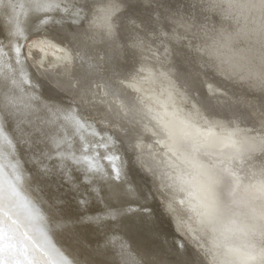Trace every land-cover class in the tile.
I'll use <instances>...</instances> for the list:
<instances>
[{
  "label": "bare ground",
  "instance_id": "bare-ground-1",
  "mask_svg": "<svg viewBox=\"0 0 264 264\" xmlns=\"http://www.w3.org/2000/svg\"><path fill=\"white\" fill-rule=\"evenodd\" d=\"M105 13L110 31L104 27ZM139 19L149 30L144 40L134 35ZM207 24L195 0H134L127 5L123 0H0V222L6 237L12 229L13 255L38 264L83 261L88 250L69 240L79 228L89 240H102L105 256L120 264H140L135 248L144 258L155 255L167 264H205L204 256L178 227V219L184 228L182 218L194 216V198L205 181L204 173L215 182L205 184L206 188H219L211 192L217 199L206 197L216 205L220 197H232L242 179L264 169V89L214 59L204 38ZM49 29L62 35H41ZM33 36L67 49L70 61L55 69L36 66L39 53L30 52L28 57L24 50ZM90 59L115 73L105 81L102 95L101 89H94L95 65ZM158 59L160 73L156 80H147L149 70L141 68L157 69ZM130 79L138 80L142 89L158 85L159 80L171 84L168 92L178 110L175 116L183 124L180 134L199 164L190 159V164L177 160L174 166L157 162L154 154L163 148L166 131L160 117L122 87ZM208 82L214 83L213 92L208 91ZM113 94L125 108L126 118L111 101ZM94 97H100V104L91 103ZM237 115H244L247 124L234 125ZM111 116L118 119V129L104 124L112 121ZM226 129H235L246 144L243 148L228 140L224 148L230 147L231 155L227 158L220 151L210 152V135ZM135 133L139 142L127 146ZM242 153L245 156L240 157ZM205 162L221 170H202ZM172 166L185 175L175 172L173 176ZM187 167L191 168L185 171ZM65 179L79 184L76 196L96 212L97 218L87 227L60 214L63 200L57 186ZM132 186L140 189L139 198L116 201L135 233L131 244H126L113 235L120 231L119 223L101 210L112 202L114 192L135 191ZM96 195L102 198L96 200ZM197 235L204 245L205 237ZM4 259H12L8 241Z\"/></svg>",
  "mask_w": 264,
  "mask_h": 264
},
{
  "label": "clouds",
  "instance_id": "clouds-1",
  "mask_svg": "<svg viewBox=\"0 0 264 264\" xmlns=\"http://www.w3.org/2000/svg\"><path fill=\"white\" fill-rule=\"evenodd\" d=\"M195 3L208 21L204 38L214 59L264 89V0ZM194 221L205 237V264H264V169L242 179L211 218L194 213Z\"/></svg>",
  "mask_w": 264,
  "mask_h": 264
},
{
  "label": "rangeland",
  "instance_id": "rangeland-1",
  "mask_svg": "<svg viewBox=\"0 0 264 264\" xmlns=\"http://www.w3.org/2000/svg\"><path fill=\"white\" fill-rule=\"evenodd\" d=\"M52 31H54V32L52 33ZM55 31H56L55 29H49V30L42 32L41 35L44 36L43 34H46V33L47 34L50 33V35L54 34L55 36L58 35L57 37H60L59 34L62 35V33H59L58 31H57L58 33L56 32L57 33L56 34ZM148 31L149 30L145 26L144 20L139 19L137 22V26H135V32H134L135 37L138 39L144 40V38L149 37L148 36L149 33H147ZM42 36L41 37H38V36L30 37L26 41L27 43L25 42V44H24V50H25L26 56H28V57L32 56V55H30V52H35V53L38 52L39 53L38 54L39 57H37L38 59L36 60V66H38L39 68L43 67V68H48V69H50V68L55 69L57 66L63 65L65 63H67V61H70L71 57H70V53L67 49L59 47L55 43L51 42L47 38H43ZM27 45H28V47H27ZM155 53H156V51H155ZM152 54H154V53H152ZM48 57H50V58H48ZM75 58H77V59L79 58V53H75ZM148 58L154 60L156 57L155 58L148 57ZM78 61H79V59H78ZM89 61L92 64L94 63V65H95V68H94L95 70H94V73L92 75L94 80H95L94 89H97V88L99 90L101 89L100 95H102V94H104L103 90L106 87L105 81L108 80L115 73L108 72V68H107L106 64L105 65L101 64V63H99L100 61L95 62V61H92L91 59ZM156 64L158 65L157 69H152V68L147 69L146 67L141 68V71H143V72H146L149 70L148 71L149 73H147V75H146L147 80H149V79L150 80H156L158 74L160 73V70H161L160 67H162V65H161L162 63L158 59L156 61ZM112 73H113V75H112ZM168 76L172 77L171 75H168ZM146 77H144V79ZM160 77H162V76H160ZM163 77H165V76H163ZM166 78H167V76H166ZM167 80H169V79L167 78ZM137 81H134L132 79L127 80V81L123 82L122 87L127 88V90H130L131 92H133L139 98V100H141L145 104V106L147 108H149L158 118L160 117L159 118L160 124L162 125V127L165 128V131H166V138L162 142L163 148H158L159 151L157 150L154 154L157 162H159V163H163V162L164 163L165 162L171 163L174 166V164L177 160H179V162L185 161L186 164H190V160H194V164H197V163L199 164L200 161L197 162L196 156L195 155L193 156L190 153V148H188V140H186L184 135L180 134L181 133L180 126L182 127L183 124H182V121L176 117L178 115V110L175 108L174 102L172 101L170 93L168 92L169 88H170V86H169L170 83H168V82L166 83V81L161 82V80H159L160 83L157 82L158 85H148V86L143 87V89H142L141 85H139L137 83ZM141 81H142V79H141ZM169 82H170V80H169ZM212 84H214V83L208 82V85H207L209 87L208 91L213 92L214 86ZM211 88H212V90H211ZM147 90H149V92ZM98 96L99 95L97 94V97ZM97 97H94L91 100L92 104H94V105L100 104V99H99L100 97L99 98H97ZM102 98H104V96ZM110 98H111V101H113L118 106V108L120 110L119 111L120 115L122 117L126 118L127 114H126L125 108L122 107V103H121L120 99L118 97H116L115 94L110 95ZM167 105H169V106H167ZM170 106H172V109L168 108ZM248 107H249V105H248ZM107 113H108V115H112L109 110ZM94 118H95V120L97 119L96 120L97 123H102L100 116L94 115ZM235 118H236V120L234 119V122H233L234 125L241 126V125H244L245 123L247 124V122L244 120V119H246V117H244V115H240L239 117L237 115ZM111 120L112 121L109 124H107L105 122H104V124H106V126L109 125L110 128L118 129L117 124H116V121L119 122L118 119L115 120L111 116ZM108 121H110V120H108ZM111 123H113L114 125H111ZM94 124H96V123L94 122ZM253 129H254L253 132H255V133L258 131V129H255V128H252L251 130H253ZM211 137H213V138H211ZM210 138L212 139V142L210 143V147H211L210 152L215 153L214 151H216V150L220 151V152H222V156L225 158H227L231 155L229 153L231 151V148L230 147L226 148V149L224 148V145L226 144V142L228 140H230V142L233 144L239 143L241 146H243V148L246 145L245 142H242L241 139H238V136H237L235 129H233V130L226 129V130H222V131L217 130L210 135ZM139 140H140V137L138 136L137 133H135L134 138L131 141L127 142L126 145L130 146V147H134L139 142ZM261 151H263V150L261 149L260 152ZM136 152L139 155V151L137 150ZM136 152H135V156H137ZM262 155L263 154H261V156ZM239 156L243 157V156H245V153H242ZM158 159H160V160H158ZM201 167H202V170L206 169V168H207V170H214V169H217V171L221 170L217 166L214 167V164L210 165L207 162L203 163L201 165ZM167 168H169V167H167ZM188 168H191V167H187L185 169V171L188 170ZM194 168H195L194 174H196L195 172H198V170H197L198 168L196 169L195 165H194ZM165 170H166V168H163L164 172H165ZM176 170L177 169L173 167L172 169H170L169 173L174 174L173 176H177L176 174H179V176L185 175L184 173L182 174V172L177 173ZM202 170L199 172V175H201L204 172V171L202 172ZM160 171L162 172V170H160ZM175 172H176V174H175ZM208 172L209 171H207V173ZM213 173H215V171ZM204 175H205L204 176L205 181L202 182L203 185L201 187H198L200 193H196V197L198 196L201 198H206V197L208 198L211 196L210 197L211 199H217L216 195L211 194V192L217 193L219 191V188L216 186L214 187V185L209 186V187L207 185V188H208L207 189L205 184L209 183L211 185L214 181L210 177H208V176L206 177V173H204ZM216 181L218 182L219 180H216ZM224 185H226V184L224 183ZM161 195H162V197H159V198L162 199L164 194H161ZM204 195H206V196H204ZM161 199H159V200L162 202ZM172 200L169 203L170 209L172 208V205L174 206V204H172ZM215 201H216L215 206H218L215 208L218 210L219 207L226 201V199L222 200L220 197L218 200H215ZM176 204H177V202H176ZM177 206H178V204H177ZM189 218H185V217L182 218L183 219L182 224H186V226H184V228H182V226H180V224H179L180 220L178 219V227H179L180 233H181V235H184L183 237H185L186 241L190 245H193V247L195 249H197L201 252L203 245L201 244V242L199 240L200 237L197 235V233H199L197 230V225L194 222L191 223V221L194 220V216L191 217L190 219ZM186 228H188V230H186ZM184 230H186V232H184Z\"/></svg>",
  "mask_w": 264,
  "mask_h": 264
},
{
  "label": "snow or ice",
  "instance_id": "snow-or-ice-1",
  "mask_svg": "<svg viewBox=\"0 0 264 264\" xmlns=\"http://www.w3.org/2000/svg\"><path fill=\"white\" fill-rule=\"evenodd\" d=\"M123 2L127 5L128 3L134 2V0H123ZM148 2L150 3L151 0H148ZM104 27L109 31L111 30L108 13H105L104 16ZM261 83L264 84V79H262ZM55 102L63 103L62 100ZM81 182L87 184L86 180H82ZM57 187L61 190V199L63 200V204L59 211L65 219L74 220L86 227L89 226L91 222L95 221L97 218L96 212H93L89 208L88 201L84 200L82 196H76V193L79 190V184L77 182L65 179ZM132 187L135 188V191L130 189L123 192H114L112 194V202L107 204L106 209L101 210L109 217L110 220L119 223L120 231L113 233V235L120 236L122 238V242L126 244H131L130 236L135 233L132 225L124 219L127 215L126 212L119 206L118 203H116V201L120 200L122 197L139 198L141 195L140 189L136 186ZM101 198V195L95 196L96 200H100ZM144 198H147L146 194L144 195ZM194 199L195 202L192 207V211L194 213L204 218H211L214 215L216 208L211 200L201 197H196ZM0 201H2V196H0ZM144 211H148V209H144ZM13 239L14 235L12 234V229H9V235L6 237L2 222H0V264H38L35 260L29 261L13 255L11 243ZM69 240L76 242L80 248L88 250L89 252L87 259H84L83 261L73 260L72 264H120V261L105 256L102 248L104 242L102 240H97L95 242L89 240L79 228L71 233ZM6 241H8L9 255H12V259L8 260L4 259ZM134 251L136 252V255L141 256L140 264H167L166 261L158 259L155 255L144 258V254L139 248H135ZM177 264H182V262L178 261Z\"/></svg>",
  "mask_w": 264,
  "mask_h": 264
}]
</instances>
